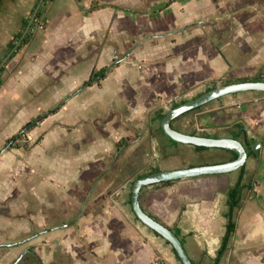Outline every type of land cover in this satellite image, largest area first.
Instances as JSON below:
<instances>
[{"label": "crops", "instance_id": "0c3cea01", "mask_svg": "<svg viewBox=\"0 0 264 264\" xmlns=\"http://www.w3.org/2000/svg\"><path fill=\"white\" fill-rule=\"evenodd\" d=\"M37 3L0 0V62ZM41 17L45 28L32 29L0 73V150L44 114L27 148L0 154V264H180L135 215L132 184L234 159L227 148L171 139L159 113L214 82L264 76V0H50ZM172 126L237 137L246 161L146 185L141 206L196 264H264V91L224 94ZM229 215L235 228L218 260Z\"/></svg>", "mask_w": 264, "mask_h": 264}, {"label": "water", "instance_id": "95a60500", "mask_svg": "<svg viewBox=\"0 0 264 264\" xmlns=\"http://www.w3.org/2000/svg\"><path fill=\"white\" fill-rule=\"evenodd\" d=\"M44 0H38L36 7L34 8L33 13L30 16L28 24L16 41L14 47L2 58L0 62V70L9 60L12 53L16 50L17 46L20 44L24 36L27 34L28 30L31 28L37 12L39 11ZM244 90H259L264 91V80H246V81H234L230 83H224L217 85L206 92L196 96L193 99L179 103L171 107L161 119V127L163 132L168 135L171 139L181 142V143H190L197 146H206V147H220L227 148L237 152L238 156L235 159L215 163V164H204V165H193L183 168L176 169H167V170H155L148 174L142 175L136 178L132 184V193H131V203L135 215L148 227L156 231L162 237H164L172 247L175 249L180 261L183 264H196L188 255L186 248L181 241L178 234L169 226L162 223L148 212H146L141 206L140 202V192L141 189L150 184L174 180L184 177H193L203 174H217L224 173L235 170L241 167L247 158V149L244 143L237 137H215L205 134H192L185 133L178 129H175L172 126V120L179 116L180 114L191 110L193 108L199 107L206 102L218 98L227 93H233ZM6 149L3 148L0 150V154Z\"/></svg>", "mask_w": 264, "mask_h": 264}, {"label": "trees", "instance_id": "16d2710c", "mask_svg": "<svg viewBox=\"0 0 264 264\" xmlns=\"http://www.w3.org/2000/svg\"><path fill=\"white\" fill-rule=\"evenodd\" d=\"M50 0H44L39 11L37 12V15L36 17H40L43 13V10H44V6L46 5L47 2H49ZM28 21H29V17H26L24 19V26H23V30H25L27 24H28ZM36 25V19L34 20L31 28L28 30L27 34L25 35V37L23 38L20 46L27 40V38L29 37V35L31 34L32 32V29L33 27ZM21 35V34H20ZM19 35V36H20ZM18 36V37H19ZM15 44V42H13L11 44V47H13ZM5 66L2 67V69L0 70V73L1 71L4 69ZM108 68L107 67H103L99 70H94L90 76L89 79H87L84 84H90L94 79H99L100 77H103L106 73V70ZM246 80H264V76H256V77H251V78H239V79H226L224 80L222 83H230L232 81H246ZM2 83V78L0 76V85ZM217 85V82H214V84L209 88H213ZM178 103L177 102H172V106H175L177 105ZM165 112L162 110L159 115L160 117L162 118L164 116ZM44 117V114H40L38 115L36 118L32 119V120H29L28 122H26L23 127L20 129V131L17 133V134H14L13 136H11L10 138H8L7 142L8 143H11L10 146H13V144L16 145V141L19 142V144H21L23 147L27 148L29 146V143L27 142V140H25V135L27 133V131L33 127L35 125L36 122H38L39 120H41L42 118ZM39 138L36 140L38 141ZM198 147H204V146H198ZM233 152V155H234V159L238 156L237 152L235 151H232ZM166 182V181H165ZM240 187H241V177L240 179L238 180L237 184L231 189L230 191V195H231V206H233L235 203H236V199H237V196L239 194V191H240ZM229 221H228V225H227V231H226V234L224 236V239H223V242H222V245L219 249V252H218V260H219V257L221 256V254L223 253V251L225 250L226 248V245L228 243V240H229V237L231 235V233L234 231V228H235V223L234 221L232 220L231 218V215H229ZM175 254H176V257L178 258V260L180 261V258L178 257L175 249L173 248ZM180 264H183L181 261H180Z\"/></svg>", "mask_w": 264, "mask_h": 264}, {"label": "built area", "instance_id": "2783aa9c", "mask_svg": "<svg viewBox=\"0 0 264 264\" xmlns=\"http://www.w3.org/2000/svg\"><path fill=\"white\" fill-rule=\"evenodd\" d=\"M36 25L33 27V29L35 28H39V29H43L46 26V20L43 17H36Z\"/></svg>", "mask_w": 264, "mask_h": 264}, {"label": "rangeland", "instance_id": "374dc122", "mask_svg": "<svg viewBox=\"0 0 264 264\" xmlns=\"http://www.w3.org/2000/svg\"><path fill=\"white\" fill-rule=\"evenodd\" d=\"M36 123H37V122H36ZM36 123H35V124H36ZM26 139H27V142L29 143L28 138H26ZM18 144H19V142L16 141V145H18ZM10 145H11V143H8V142H7L3 148L6 147V149H7V148L11 147ZM13 146H15V144H13ZM3 148H2V149H3ZM2 149H1V150H2Z\"/></svg>", "mask_w": 264, "mask_h": 264}]
</instances>
